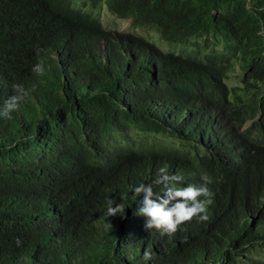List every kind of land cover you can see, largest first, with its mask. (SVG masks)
Listing matches in <instances>:
<instances>
[{"label":"trees","instance_id":"trees-1","mask_svg":"<svg viewBox=\"0 0 264 264\" xmlns=\"http://www.w3.org/2000/svg\"><path fill=\"white\" fill-rule=\"evenodd\" d=\"M102 6L175 52L107 30ZM13 85L0 264H264V0H0V106ZM162 167L208 181L207 221L146 230L132 189Z\"/></svg>","mask_w":264,"mask_h":264},{"label":"clouds","instance_id":"clouds-1","mask_svg":"<svg viewBox=\"0 0 264 264\" xmlns=\"http://www.w3.org/2000/svg\"><path fill=\"white\" fill-rule=\"evenodd\" d=\"M172 48L173 52H175V48ZM43 51V49L36 48L38 55ZM163 52L168 53L166 51ZM32 71L42 73L43 66L36 64L33 66ZM13 88L15 94L9 96L3 105L0 106V117L5 119H11V113L18 110L20 103L29 95V92L22 85H13ZM251 124L252 122H248L243 127V130ZM202 179L204 182L199 185L170 187L169 185L173 183L181 182L183 177L181 175H171L166 167H162L152 183L147 185L140 183L135 186L132 192L134 196L140 197L136 203V215L147 218L145 222L146 230L155 229L160 231L161 235H170L174 234L180 225L191 221L194 217L198 218L199 221H207V206L212 203L211 196L213 194L208 186V181L205 178ZM160 185H164L166 191L163 195H156L154 187ZM125 208V200L124 203L117 204L115 200L110 199L106 215L111 217L123 214ZM144 259H150V253L147 250L145 251Z\"/></svg>","mask_w":264,"mask_h":264},{"label":"rangeland","instance_id":"rangeland-1","mask_svg":"<svg viewBox=\"0 0 264 264\" xmlns=\"http://www.w3.org/2000/svg\"><path fill=\"white\" fill-rule=\"evenodd\" d=\"M80 1V0H78ZM99 12L101 15V19L103 21V25L107 30L111 31H118L120 33L126 32V33H136L138 35L145 36L147 39H149L154 45H157L160 49L163 51L169 52L173 51L172 45L166 43L163 41L160 36L154 32L151 29H144V28H133L131 25V22L129 20H122L117 18L115 15H113L108 8L100 7ZM239 73H234L231 75L230 79L232 81H229V84L231 86H238L241 85V79L239 78Z\"/></svg>","mask_w":264,"mask_h":264}]
</instances>
